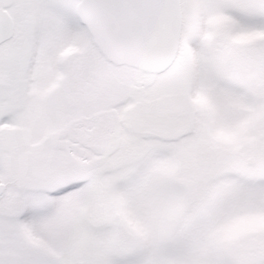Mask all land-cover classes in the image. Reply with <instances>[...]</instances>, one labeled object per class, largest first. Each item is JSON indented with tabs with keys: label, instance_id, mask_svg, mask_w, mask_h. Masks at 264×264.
I'll return each mask as SVG.
<instances>
[{
	"label": "snow or ice",
	"instance_id": "1",
	"mask_svg": "<svg viewBox=\"0 0 264 264\" xmlns=\"http://www.w3.org/2000/svg\"><path fill=\"white\" fill-rule=\"evenodd\" d=\"M0 264H264V0H0Z\"/></svg>",
	"mask_w": 264,
	"mask_h": 264
}]
</instances>
